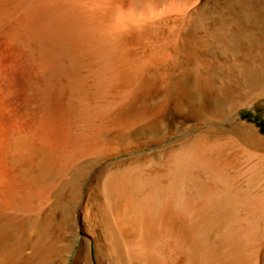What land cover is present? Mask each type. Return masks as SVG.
Segmentation results:
<instances>
[{"label": "bare ground", "instance_id": "1", "mask_svg": "<svg viewBox=\"0 0 264 264\" xmlns=\"http://www.w3.org/2000/svg\"><path fill=\"white\" fill-rule=\"evenodd\" d=\"M3 1L0 23L23 11L17 23L37 20L39 37L54 4L61 41L89 60L94 95L122 99L118 122L140 134L136 149L160 143L143 132L161 119L228 121L260 160L238 189L195 140L161 165L102 173L84 191L80 171L97 159L98 138L46 132L41 92L26 126L31 79L18 89L0 60V264H264V193L254 194L264 136L240 113L264 99V0H23L14 13ZM16 161H28L18 173Z\"/></svg>", "mask_w": 264, "mask_h": 264}, {"label": "rangeland", "instance_id": "2", "mask_svg": "<svg viewBox=\"0 0 264 264\" xmlns=\"http://www.w3.org/2000/svg\"><path fill=\"white\" fill-rule=\"evenodd\" d=\"M21 1L23 0H4L2 3H7L9 5L8 8L14 13L13 9ZM24 14L25 12L19 11L14 14V19L11 22L8 20L9 22L6 21L7 23L5 24L0 23V26L2 24V26L5 25L8 28L12 24L11 29L14 31L13 38L8 40L4 36L3 31L0 30V56H4V58L0 57V60H3L5 64L7 63L6 67H4L5 71L8 76L10 75L9 79L14 82L15 86L17 85L18 89L22 91L25 89L26 91L24 78L31 79L28 88L30 99L27 107L26 126L34 125V114L36 111L32 102L35 99V95L41 92L44 114L40 127L43 126L46 132H50L53 137H59L61 140L69 136L73 138L82 136L80 139L81 143L85 141L82 138L90 140L92 135L98 138L97 152L94 156L97 159L84 165L81 168V173L79 172L85 178L83 183L84 191L88 190L93 180L98 175L102 176V173L107 176L117 169H133L139 166L146 168L161 165L169 154L195 140L206 143L207 151L213 157L212 163L216 162V166L225 167L226 175L232 182L234 181L233 184L237 186L236 188L249 189L250 169L259 162L260 157L257 154L259 151L253 146L244 145L231 131L229 132L230 122L221 121L202 126L194 125L190 122L183 121V123L161 119L157 128L143 132L146 138H157L160 143L151 147L136 149L140 134H138L139 136L137 134L135 136L128 134L125 132L124 126L118 122L120 120L119 117L126 116L123 109L119 107L122 99L119 96H114V93L116 94L115 91L112 92L113 95L101 92L98 96L94 95L95 80L89 60L85 54L82 53L81 55L79 53L81 56L77 55L78 53L74 51L71 45H66V42L61 41L55 27L56 13L54 4L49 14L46 12L42 20L41 18L38 19L37 26L43 25L44 36L42 35V37L41 35L39 37L38 31H35L37 20L34 19L35 22L32 21L29 26L17 23V19ZM37 14L39 15L40 13L38 12ZM21 36L22 38H20ZM79 57L83 62L78 60ZM39 72L40 75H38ZM37 76H40L41 80L39 85H37L38 81H36ZM117 97L120 99H117ZM240 113L245 121L260 128L264 136V99H259L251 107H242ZM14 115L17 120L18 109L14 110ZM249 151L253 152V154ZM232 153H234L233 156L230 155ZM250 154L255 156L252 157ZM255 160L257 161L255 162ZM27 162L16 161L14 163L15 172H20L23 165ZM106 176L103 175V178ZM263 181L264 179L255 186L259 188L258 186L262 185L263 187ZM36 186L37 188H43L48 186V184L40 180ZM256 187L254 192V187L250 186L255 195L264 193V187L260 191ZM87 236L83 230L79 232V238ZM77 247L71 255L70 263L74 259Z\"/></svg>", "mask_w": 264, "mask_h": 264}]
</instances>
